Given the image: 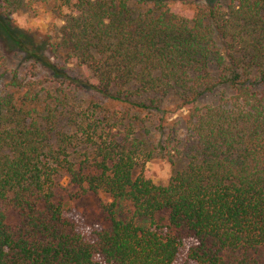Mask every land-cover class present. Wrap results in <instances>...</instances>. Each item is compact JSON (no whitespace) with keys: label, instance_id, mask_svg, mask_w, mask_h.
Returning <instances> with one entry per match:
<instances>
[{"label":"trees","instance_id":"1","mask_svg":"<svg viewBox=\"0 0 264 264\" xmlns=\"http://www.w3.org/2000/svg\"><path fill=\"white\" fill-rule=\"evenodd\" d=\"M202 2L51 0L45 54L4 32L36 71L0 52V264H175L185 241L192 264H264V0ZM168 95L189 106L180 142ZM155 152L181 163L165 184ZM84 200L89 240L67 218Z\"/></svg>","mask_w":264,"mask_h":264},{"label":"rangeland","instance_id":"2","mask_svg":"<svg viewBox=\"0 0 264 264\" xmlns=\"http://www.w3.org/2000/svg\"><path fill=\"white\" fill-rule=\"evenodd\" d=\"M190 1L196 4H203L202 0ZM171 10L179 16L191 17L192 15V6L183 2L174 3L171 6ZM54 11L55 8L53 9L51 0H0V23L7 25V28H0V52H2L6 60V67L9 73L17 71L22 76L31 77L36 71L29 65L30 62H24V54L12 43L9 36L12 33L21 35L30 45L37 46L44 52L48 40L53 37L52 29L55 26H61L60 17L58 18L57 12L55 13ZM18 20H23V25L18 23ZM5 31L10 33V35L5 34ZM2 71L3 69L0 68V72ZM74 73L77 74V70ZM215 100L216 98L214 97H206L202 101L215 102ZM161 101L159 107H163L166 111L162 121V124L166 126L165 132L174 128L176 141L180 142L186 134L187 109L189 106L180 107L171 95L161 99ZM145 113L141 117H150L148 115L149 112L145 111ZM156 120L157 118H155L154 124H151L150 119H145L144 125L149 130V136H145V141L149 150H153L160 143L163 146L166 145L165 140L167 138L160 134L159 131L154 130L158 125ZM155 153L154 158L145 164L143 172L155 184H165L170 178L174 167H180L181 163L174 157L172 162L175 165H172L168 156L165 155L163 157L158 155L157 152ZM67 218L76 225L78 231L87 240L93 237L94 232L98 231L102 224V217L91 200L71 203ZM191 245L192 242L189 241L183 243L175 264H192L186 255L187 249Z\"/></svg>","mask_w":264,"mask_h":264},{"label":"clouds","instance_id":"3","mask_svg":"<svg viewBox=\"0 0 264 264\" xmlns=\"http://www.w3.org/2000/svg\"><path fill=\"white\" fill-rule=\"evenodd\" d=\"M18 23H20L21 25H23V20H18Z\"/></svg>","mask_w":264,"mask_h":264}]
</instances>
